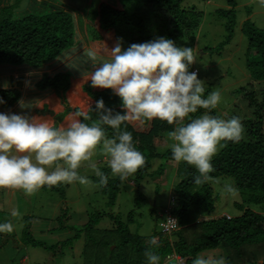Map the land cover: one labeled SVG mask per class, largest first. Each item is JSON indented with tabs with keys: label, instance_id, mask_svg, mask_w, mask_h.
<instances>
[{
	"label": "trees",
	"instance_id": "16d2710c",
	"mask_svg": "<svg viewBox=\"0 0 264 264\" xmlns=\"http://www.w3.org/2000/svg\"><path fill=\"white\" fill-rule=\"evenodd\" d=\"M4 1L0 0V6ZM186 1L93 0L87 14L82 13L79 24L76 23L74 13L70 12L71 8L68 10L61 1H37L40 5L29 7L20 17L3 11L7 7L0 8V66L24 65L42 69L58 65L66 57H72L75 51L83 49V41L76 44L78 33L83 31L87 48L75 55L70 65L62 71L51 76L45 75L37 84V88L47 98L41 110L56 116L57 120L53 123L55 127L66 123L70 117H76L80 111L91 116L92 119L87 123L98 122L99 116L94 110L99 99H103L105 106L112 109L114 114H123L122 101L118 96L111 90L91 86L89 77L94 65L100 58L110 59L109 49L118 39L122 40L125 49L133 43L149 42L159 37L172 39L182 48H194L203 13L194 4H186ZM225 3L227 9L220 10L219 14L227 20L226 29L229 33L235 26L236 5L234 0H225ZM242 32L247 38L244 68L248 81L250 79L264 84V30L246 22ZM225 43H221L219 49ZM211 50L206 47L202 52ZM91 53H96L97 60H93ZM78 89L82 93L78 94ZM235 93L245 98L247 110L251 114L238 110V104L228 107L227 103L219 105L210 115L223 119L239 117L245 128V138L238 144L227 142L225 147L218 150L212 160L215 171L210 173L208 181L200 185L194 183V178L199 175L195 167L185 162L174 165L176 161L172 158L171 149L155 153L159 147H167V138L174 131V125L153 120L128 121L121 126L120 131L132 133L137 150L142 152L146 160L145 166L136 172L132 180L137 197L142 195L137 187L149 173L151 177L170 175L173 178V190L169 194L168 206L163 210L159 231L154 230L148 237L130 232L128 226L133 222L135 210L128 213L125 222L117 215L95 212L88 215L82 226L70 227L71 237L56 244L54 248L58 246V251L62 252L67 247L71 248L82 236L85 244L82 256L86 264H147L144 255L148 248L147 241L156 237L159 246L153 251L159 255L160 264H166L169 258L179 264H193V260L206 251L221 252L227 264H258L259 261L264 264V88L258 92L253 88L248 90L240 87ZM208 94L209 91L205 90V96ZM231 94L234 92L231 91ZM0 98L4 105H11L18 99V95L13 91H0ZM51 100L61 109L56 110ZM205 111L201 109L191 115L199 117ZM106 134L114 138L118 132L106 127ZM156 160H160L159 165L153 168ZM171 164L174 170L168 175L166 169ZM100 170L108 176L107 186L100 185L97 176L92 179L98 185L101 195L107 198V205L114 206L120 191V179L111 176L109 166ZM219 178L231 179L236 191L242 197L246 195L249 204L259 206L263 211L245 208L244 203H235L241 215L235 218H213L217 196L213 195L209 181ZM44 187L52 188L47 185ZM53 190L59 195L63 194L58 187ZM142 199L136 201L135 208H138ZM166 216L173 217L179 226L172 234L161 231ZM66 218L68 214L60 213L61 226ZM105 218L112 222L109 229L98 226ZM27 241L33 247L45 250L43 243L33 240L31 236H28ZM112 245L114 247L111 249ZM122 253L125 254L121 257ZM172 257H178L179 260Z\"/></svg>",
	"mask_w": 264,
	"mask_h": 264
},
{
	"label": "clouds",
	"instance_id": "9594fccd",
	"mask_svg": "<svg viewBox=\"0 0 264 264\" xmlns=\"http://www.w3.org/2000/svg\"><path fill=\"white\" fill-rule=\"evenodd\" d=\"M109 51L110 59L100 58L89 80L93 88L111 90L118 96L123 114H114L103 99L95 104L99 121L91 124L86 122L92 118L85 111L77 112V118L61 127H55L50 120L0 113V189H19L28 195L45 185H88L91 182L78 171L85 163L96 169L100 185L107 186L108 176L96 168L93 158L98 148L108 158L111 175L126 181L146 163L132 133L120 131L128 121L160 120L174 125V131L169 133L172 158L195 167L199 173L194 178L197 185L208 181L215 171L212 160L220 148L245 138L239 117L210 115L220 103L221 93L217 90L205 96V82L197 72L189 70L197 63L199 52L195 49L182 48L172 39L159 37L133 43L126 49L118 39ZM91 55L97 60L96 53ZM201 109L206 111L199 117L191 115ZM105 126L118 134L109 138ZM11 215L18 216V210L13 209ZM14 229L12 222L0 223V233ZM147 244V264H160L159 255L153 251L159 246L157 238L152 237ZM193 264H227V260L209 254L197 256Z\"/></svg>",
	"mask_w": 264,
	"mask_h": 264
},
{
	"label": "rangeland",
	"instance_id": "374dc122",
	"mask_svg": "<svg viewBox=\"0 0 264 264\" xmlns=\"http://www.w3.org/2000/svg\"><path fill=\"white\" fill-rule=\"evenodd\" d=\"M57 1H61L68 10L71 8L70 12H73L74 16L79 15L80 19L82 13L87 14L86 11L89 10V5L94 3L93 0ZM234 1L236 5L234 8L235 26L229 30V33L226 29L227 20L223 19L219 14L220 10L227 9L225 0L186 1V4H194L196 9L203 13L202 23L197 31L193 48L199 52V55L196 58L197 63L193 64L189 70L197 71L198 78L205 82L206 91L211 93L218 90L221 93V101L218 106L228 103V107H230L238 104V110L245 114H251V111L247 110L245 98H242L241 95H235V91L240 87H244L248 88V90L253 88L260 92L264 88V84L251 81L250 79L248 81V75L244 68L247 38L242 32V28L247 22L259 30H264V0ZM9 5L11 6L3 11H9L11 16L20 17L22 11L17 10L29 9V7L34 5H40V3H37V0H10ZM116 6L119 7L120 5ZM7 12H4L5 15H7ZM94 25L96 26V24ZM81 34H84L83 31ZM80 37L82 38L83 35ZM224 41L226 43L219 49ZM84 43L85 40L83 41ZM206 47L212 50L203 53L202 49ZM76 91H79L78 94L82 93L80 89ZM231 91L234 94H231ZM51 104L56 110L61 109V107L54 105V100H51ZM238 110L236 111L238 112ZM46 114L42 109L36 117L43 116L45 120H50L52 123L56 122V116ZM75 118L77 117H70L66 123L59 124L58 127L70 123ZM172 143L173 141L167 138V147L163 149L164 147L161 146L155 153H163L165 150L171 149L170 145ZM93 158L96 161L97 169L100 170V168L108 166V158L103 155L99 148ZM159 162L160 160L154 161L153 168H156ZM175 164L177 165V162ZM174 165L171 164V166L167 167L168 175L170 171L174 170ZM78 171L80 175L85 176L91 183L88 185H81L78 182L61 183L57 186H51V189L43 186L28 195L19 189L15 191L10 189L13 193L0 189V223L12 222L15 225L13 232L0 233V264H86L82 256L83 247L85 246L82 236L75 241L71 248L67 247L62 252L58 251V246L57 248H54V246L71 237L72 230L70 227L78 228L82 226L86 222L88 215H92L95 212L111 213L119 216L121 221L125 222L128 213L135 210L136 215L133 222L128 226L130 232L142 237H148L154 230H160L159 225L163 220V210L167 208L169 194L173 190V178L170 175L164 177L155 175L151 177V173H149L137 187L142 194L138 197L132 181L136 173L126 181L122 182L120 180V191L116 202L114 206H108L107 198L101 195L98 185L92 179L93 176H96V169L89 167L85 163ZM209 183L211 184L213 195L217 196L214 203L213 218L220 216L235 218L241 215V211L235 203H244L245 208L263 211L259 206L255 207L254 204H249V199L246 195L242 197L236 191L231 179L219 178L210 180ZM56 187L63 191L62 195L53 190ZM229 188L232 191H229ZM140 197L143 198L142 202L138 208H135L136 201L140 200ZM13 209L18 210V216L13 217L11 215ZM60 213L68 214L63 226H61L59 221ZM111 223L105 218L98 226L99 228L109 229ZM177 229H179L178 224ZM28 236H31L37 242L43 243L45 250L40 247H33L32 244L28 243ZM112 247L114 246L112 245L110 248L112 249ZM213 253L209 254L213 255ZM124 254L122 253L121 257ZM214 255L224 257L221 252H215ZM118 258L120 257L118 256ZM165 263L178 264L175 260L171 261V258L167 259ZM258 264H261V261Z\"/></svg>",
	"mask_w": 264,
	"mask_h": 264
},
{
	"label": "crops",
	"instance_id": "0c3cea01",
	"mask_svg": "<svg viewBox=\"0 0 264 264\" xmlns=\"http://www.w3.org/2000/svg\"><path fill=\"white\" fill-rule=\"evenodd\" d=\"M37 1H39L40 3L42 2V0ZM9 2L10 0H5L0 8H9L11 6L9 5ZM17 11H22V13H24L25 11H27V8ZM75 18L76 22L80 23L79 15L75 16ZM82 35L78 33L76 44L79 43L80 40H85L84 35L82 38L80 37ZM82 48L83 49H81L79 52L75 51V54L72 57H66L60 64L53 65L51 67H43L42 69H36L34 67L24 65L3 64L2 66H0V91H13L18 95V99L11 105H4V103H0V113H14L26 116L30 119L36 118L42 121H48L43 119V116H39V118L36 117L39 115V112H41L42 103H44V101L45 103L47 102V99L42 91L37 88V84L43 79L45 75H54L62 71L65 66H68V64L70 65L71 61L74 59L73 57L85 50L87 48V45H85L84 43V46H82ZM4 190H6V192L8 193H13L8 188H5ZM13 190L15 191L17 189ZM212 252L214 251L202 252L199 256L209 255V253Z\"/></svg>",
	"mask_w": 264,
	"mask_h": 264
},
{
	"label": "built area",
	"instance_id": "2783aa9c",
	"mask_svg": "<svg viewBox=\"0 0 264 264\" xmlns=\"http://www.w3.org/2000/svg\"><path fill=\"white\" fill-rule=\"evenodd\" d=\"M197 72V71H195ZM169 219H172L173 221H169ZM171 216H166L165 221L161 224L162 232H166L167 234H172L173 232L177 231V222L176 220Z\"/></svg>",
	"mask_w": 264,
	"mask_h": 264
}]
</instances>
